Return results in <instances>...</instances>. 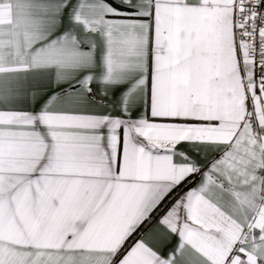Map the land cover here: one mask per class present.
Segmentation results:
<instances>
[{
  "label": "snow or ice",
  "instance_id": "snow-or-ice-1",
  "mask_svg": "<svg viewBox=\"0 0 264 264\" xmlns=\"http://www.w3.org/2000/svg\"><path fill=\"white\" fill-rule=\"evenodd\" d=\"M0 264H264V0H0Z\"/></svg>",
  "mask_w": 264,
  "mask_h": 264
}]
</instances>
